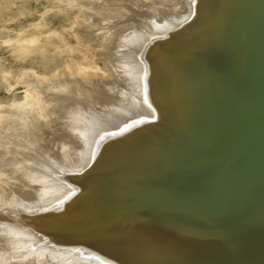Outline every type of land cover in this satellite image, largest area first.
<instances>
[{"label": "bare ground", "instance_id": "6f19581e", "mask_svg": "<svg viewBox=\"0 0 264 264\" xmlns=\"http://www.w3.org/2000/svg\"><path fill=\"white\" fill-rule=\"evenodd\" d=\"M61 1L107 75L36 83L39 108H17L0 126V264H159L165 224L123 208L134 202L123 187L134 167L121 161L172 116L178 50L227 2Z\"/></svg>", "mask_w": 264, "mask_h": 264}, {"label": "water", "instance_id": "95a60500", "mask_svg": "<svg viewBox=\"0 0 264 264\" xmlns=\"http://www.w3.org/2000/svg\"><path fill=\"white\" fill-rule=\"evenodd\" d=\"M226 2L178 50L172 116L121 161L123 208L165 224L159 264H264V0Z\"/></svg>", "mask_w": 264, "mask_h": 264}, {"label": "rangeland", "instance_id": "374dc122", "mask_svg": "<svg viewBox=\"0 0 264 264\" xmlns=\"http://www.w3.org/2000/svg\"><path fill=\"white\" fill-rule=\"evenodd\" d=\"M60 1L0 0V126L17 108H39L36 83L77 70L73 76L107 75L99 48L77 37L74 10Z\"/></svg>", "mask_w": 264, "mask_h": 264}]
</instances>
